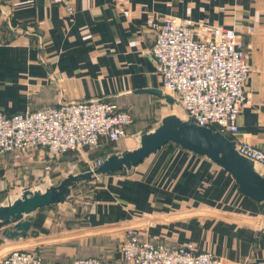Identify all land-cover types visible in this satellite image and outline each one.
<instances>
[{
    "label": "crops",
    "instance_id": "1",
    "mask_svg": "<svg viewBox=\"0 0 264 264\" xmlns=\"http://www.w3.org/2000/svg\"><path fill=\"white\" fill-rule=\"evenodd\" d=\"M73 5L70 16L49 0H0L1 113L161 99L133 92L162 90L150 55L155 34L146 22L174 16L197 23L201 37L212 27L232 28L241 36L253 73L247 86L251 104L239 116L240 138L264 150V0H73ZM131 126L117 150L99 149L100 158L137 148V136L145 132ZM48 157L44 149L0 155V206L36 190L23 180L38 174ZM96 178L85 204L73 207L69 198L59 204L66 205L59 215L45 212L56 205L27 216L33 225L25 239L9 241L0 230V262L24 248L42 254L45 264L86 257L124 264L120 245L135 228L143 239L172 247L191 243L223 264H264V202L243 195L231 173L209 158L169 144L138 166Z\"/></svg>",
    "mask_w": 264,
    "mask_h": 264
},
{
    "label": "built area",
    "instance_id": "2",
    "mask_svg": "<svg viewBox=\"0 0 264 264\" xmlns=\"http://www.w3.org/2000/svg\"><path fill=\"white\" fill-rule=\"evenodd\" d=\"M73 16V0H49ZM146 26L155 34L150 55L164 93L181 101L186 119L211 128L236 143L237 152L264 170V150L240 138L239 116L251 104L247 91L253 67L241 36L232 28L212 27L206 37L191 19L169 16L150 18ZM130 112L114 102H71L34 112L7 116L0 112V155L27 154L44 149L49 158L84 147L99 148L128 137ZM98 158L89 171L104 163ZM124 264H223L222 258L189 243L172 247L143 239L139 230H127L120 245ZM0 264H44L37 252L14 249ZM74 264H107L97 257L76 259Z\"/></svg>",
    "mask_w": 264,
    "mask_h": 264
},
{
    "label": "water",
    "instance_id": "3",
    "mask_svg": "<svg viewBox=\"0 0 264 264\" xmlns=\"http://www.w3.org/2000/svg\"><path fill=\"white\" fill-rule=\"evenodd\" d=\"M133 93L156 95L171 106L183 107L180 100L161 89H140ZM137 139V148L108 157L94 171L70 174L60 184L51 185L44 192L25 190L15 201L0 206V230L3 237L9 241L25 239L33 225L27 216L39 209L65 203L79 183L138 166L169 144L219 164L231 173L243 195L264 202V171L260 173L253 161L241 156L236 150V143L229 137L211 128L198 126L191 118L184 120L176 115L166 116L157 128L138 135Z\"/></svg>",
    "mask_w": 264,
    "mask_h": 264
},
{
    "label": "rangeland",
    "instance_id": "4",
    "mask_svg": "<svg viewBox=\"0 0 264 264\" xmlns=\"http://www.w3.org/2000/svg\"><path fill=\"white\" fill-rule=\"evenodd\" d=\"M121 106L124 110L132 114L134 120L131 125L140 132H150L154 130L160 125L162 119L169 115H176L184 120L186 119L183 107L179 105L171 106L159 98L155 99L148 97L141 101L127 100V102ZM124 140H126V138L117 143H108L103 145L101 146L102 148L84 147L79 151L63 155L56 160H52L48 157L46 164H43L41 167H39L38 174L23 180V184L32 186L33 188H36V190H41L44 192L51 185L60 184L61 181L70 174H79L89 171L91 165L96 161V159L101 157V155L98 154L99 149L104 150L109 148L110 150L115 151L117 150L116 147L121 145ZM19 158L21 159L22 157L19 156ZM29 168L31 167L29 166ZM96 177L91 181L79 183L76 188H74L73 195L70 197L69 201L73 207L75 206L77 208V205L85 204L82 202V200L87 202L88 198L92 197L93 192L96 190L98 185V178ZM65 208L66 205L63 204L45 209V212L56 211L59 215V213L62 212V209ZM83 214H85V211Z\"/></svg>",
    "mask_w": 264,
    "mask_h": 264
},
{
    "label": "trees",
    "instance_id": "5",
    "mask_svg": "<svg viewBox=\"0 0 264 264\" xmlns=\"http://www.w3.org/2000/svg\"><path fill=\"white\" fill-rule=\"evenodd\" d=\"M106 101L114 102V103H116V104L118 105V107H119L120 110H122V111H126V110H124L123 107H122L120 104H118L117 102L112 101V100H107V99H106ZM145 133H147V132H145ZM104 143H105V142H104ZM102 146H103V145H102ZM84 182H87V181H84ZM38 253H39V252H38ZM38 253H37V254H38ZM38 255L41 256V257L43 258V255H42V254L39 253ZM99 259H101V258H99ZM101 260H103V259H101ZM43 261H44V258H43ZM103 261H104L105 263L109 264V263L106 262L105 260H103ZM44 264H45V261H44Z\"/></svg>",
    "mask_w": 264,
    "mask_h": 264
},
{
    "label": "bare ground",
    "instance_id": "6",
    "mask_svg": "<svg viewBox=\"0 0 264 264\" xmlns=\"http://www.w3.org/2000/svg\"><path fill=\"white\" fill-rule=\"evenodd\" d=\"M169 95H171V96H172L173 94H172V93H169ZM256 168H258V169H259V167H256ZM259 170H260V169H259Z\"/></svg>",
    "mask_w": 264,
    "mask_h": 264
}]
</instances>
